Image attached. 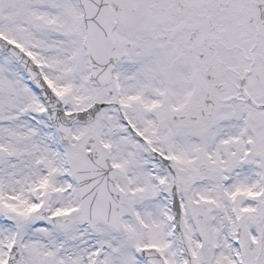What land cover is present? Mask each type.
<instances>
[{
	"label": "snow or ice",
	"instance_id": "1",
	"mask_svg": "<svg viewBox=\"0 0 264 264\" xmlns=\"http://www.w3.org/2000/svg\"><path fill=\"white\" fill-rule=\"evenodd\" d=\"M0 264H264V0H0Z\"/></svg>",
	"mask_w": 264,
	"mask_h": 264
}]
</instances>
